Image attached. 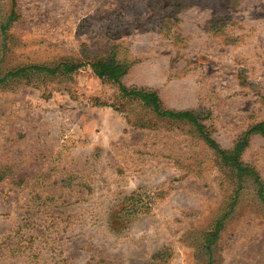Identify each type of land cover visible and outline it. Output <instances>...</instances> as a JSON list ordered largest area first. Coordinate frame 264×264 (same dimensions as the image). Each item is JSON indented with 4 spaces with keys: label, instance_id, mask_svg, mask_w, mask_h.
<instances>
[{
    "label": "rangeland",
    "instance_id": "374dc122",
    "mask_svg": "<svg viewBox=\"0 0 264 264\" xmlns=\"http://www.w3.org/2000/svg\"><path fill=\"white\" fill-rule=\"evenodd\" d=\"M60 62L0 81V264H264V0H0V80Z\"/></svg>",
    "mask_w": 264,
    "mask_h": 264
},
{
    "label": "trees",
    "instance_id": "16d2710c",
    "mask_svg": "<svg viewBox=\"0 0 264 264\" xmlns=\"http://www.w3.org/2000/svg\"><path fill=\"white\" fill-rule=\"evenodd\" d=\"M12 15V14H11ZM94 73L99 78H107L115 82L122 95L124 97H130L138 100L144 106H148L156 115L165 117L172 120H186L188 121L195 130L199 133L202 139L207 143L208 146L217 150V152L221 155L222 159L226 162L232 163L237 165L239 172H244L246 169L242 168L237 161V157L239 153L244 149L246 145V139L243 138L241 141H238L236 145L233 146L231 152H226L225 150L221 149L216 141L209 135V133L205 130V127L198 121L196 114L189 110H169L162 107L160 98L158 97L157 93L151 90H147L144 88H128L122 82V77L127 72V68L123 62H119L114 58H110L105 61H99L91 64ZM78 65L67 63V62H60L54 67H47V66H25L16 69L13 72H9L6 76L1 79L3 81L6 77H17L23 73L28 71H39L45 72L48 75H55L56 73H63V74H70L72 73ZM252 131L264 136V120L257 123L253 128ZM247 171V170H246ZM2 175H0L1 179ZM264 200V199H263ZM215 238V235L212 239Z\"/></svg>",
    "mask_w": 264,
    "mask_h": 264
}]
</instances>
